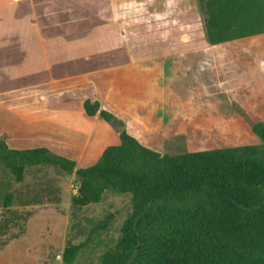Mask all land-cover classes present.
<instances>
[{"label":"crops","instance_id":"0c3cea01","mask_svg":"<svg viewBox=\"0 0 264 264\" xmlns=\"http://www.w3.org/2000/svg\"><path fill=\"white\" fill-rule=\"evenodd\" d=\"M88 1L98 4L99 19L84 22L86 35L70 40L45 36L36 14L20 11L22 0H0V50L6 52L0 78L10 83L0 91L5 101L0 130L11 133L4 138L11 148L44 146L58 154L59 147L70 148L72 154L62 155L90 165L106 148L120 145L119 133L100 115L88 119L48 102L75 95L79 81L90 82L93 91L105 81L102 109L124 120L127 131L143 145L163 154L178 138L184 139L188 152L208 149L203 148L205 139L220 148L260 141L232 104L252 121L264 123V34L210 46L197 0ZM110 2L117 18L109 14ZM189 5L192 9L187 10ZM172 33L181 35L176 52L125 59V52L140 42L133 35H152L150 47L157 50L172 47V41L160 38ZM220 46L227 47L224 55ZM44 75L51 78L47 86ZM69 84L75 86L61 93ZM30 143L34 146H26ZM34 218L24 236L0 249V264L45 263L44 240L32 233Z\"/></svg>","mask_w":264,"mask_h":264},{"label":"trees","instance_id":"16d2710c","mask_svg":"<svg viewBox=\"0 0 264 264\" xmlns=\"http://www.w3.org/2000/svg\"><path fill=\"white\" fill-rule=\"evenodd\" d=\"M205 14L206 44L213 46L264 34V0H197ZM90 96L65 94L62 109L79 111L112 125L121 144L105 149L93 165H85L48 147L11 148L0 139V185L9 171L22 188L31 169H52L80 183L72 208L102 201L106 192L129 194L132 211L116 245L100 264H264V123L254 122L237 104L232 107L248 122L260 144L195 152L163 154L143 145L126 123L102 109L105 91ZM4 195L0 212V249L24 236L30 219L43 205L36 198L14 207ZM97 225L92 235L106 230ZM91 238L69 242L55 264H77ZM47 264V263H45Z\"/></svg>","mask_w":264,"mask_h":264},{"label":"rangeland","instance_id":"374dc122","mask_svg":"<svg viewBox=\"0 0 264 264\" xmlns=\"http://www.w3.org/2000/svg\"><path fill=\"white\" fill-rule=\"evenodd\" d=\"M21 9L23 13L34 12L36 14L38 22L45 27V36L56 37L61 36L66 39H78L86 35L85 31L88 29L83 26V23L92 20H98V4L90 2L88 0H22ZM194 5V4H193ZM109 14H112L113 18L118 17L117 8L114 2H110L108 5ZM187 10L192 9V5L187 6ZM196 11L197 5L194 6ZM174 9H178L175 8ZM182 9V8H181ZM199 17L203 19L206 17L203 11L200 9ZM56 26V27H55ZM133 38L140 40L137 42L134 50L130 53L125 52V59L128 60L131 56L134 58L148 57L156 54L171 53L179 50V44L176 42L181 40L179 34H163L161 40L172 41V47L167 49H157L150 47L153 46L151 39L152 35L140 34L133 35ZM185 36V35H184ZM190 36V35H189ZM159 35H157V38ZM201 39L200 36L198 37ZM151 41V42H150ZM243 41V40H242ZM168 45V44H167ZM170 46V45H168ZM225 46H220L221 53L224 55L226 52ZM5 51L0 50V67L4 62ZM121 59L120 57L115 60ZM42 82L51 81L50 76L44 75L41 77ZM36 78H32L35 82ZM31 81H28L30 83ZM79 81L76 86L80 89L74 91L75 95L90 96L95 87L90 82L82 83ZM20 84V83H18ZM66 85L60 89L61 93L73 88L75 84ZM10 88V83L6 81L5 77L0 78V91L4 92ZM106 88V82L104 81L100 87L99 94ZM97 90V89H96ZM57 90L53 91L56 92ZM62 96L51 97L48 102L54 104H62ZM19 101L24 104L26 101L18 97ZM4 99H0V107H4ZM234 109V108H233ZM235 110V109H234ZM112 126V125H111ZM113 127V126H112ZM114 128V127H113ZM115 129V128H114ZM11 133L8 130H0V139H4ZM185 141L182 138H178L168 143L165 154H177L186 151ZM203 148H209L211 145H217L216 143L207 139L202 141ZM259 141L257 144H260ZM17 146V145H16ZM19 146V145H18ZM28 147L34 146L33 144L26 145ZM60 154H72L69 149H63L59 147ZM87 165L86 163H84ZM93 165V164H90ZM4 179L10 182L8 185H0V212L2 210V203L4 195L6 193H12L14 195V207L18 208L22 206L24 202L30 201L28 199L36 198L38 201H42L44 204L37 206L38 212H43L39 218H34L31 222L32 233H38L43 242V251L45 256L47 255L45 263L55 264L52 258L59 256L63 248L69 242L81 243L91 238V242L88 247L81 253L78 258L77 264H100L101 256L109 249L113 248L121 236V228L132 211L131 196L129 194H116L113 192H106L103 199L98 204H92L84 208L73 209L72 199L78 196V189L80 186L79 181L75 175L61 177L54 173L52 169H31L27 172V182L22 188H19L15 184L9 171L3 172ZM107 223L108 228L106 230H100L97 234L92 235V230L97 225ZM44 263V264H45Z\"/></svg>","mask_w":264,"mask_h":264},{"label":"water","instance_id":"95a60500","mask_svg":"<svg viewBox=\"0 0 264 264\" xmlns=\"http://www.w3.org/2000/svg\"><path fill=\"white\" fill-rule=\"evenodd\" d=\"M100 111H101L100 109L97 111L96 116L100 115ZM123 132H124V130L121 129L118 133H119V135H121Z\"/></svg>","mask_w":264,"mask_h":264}]
</instances>
